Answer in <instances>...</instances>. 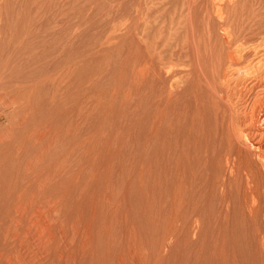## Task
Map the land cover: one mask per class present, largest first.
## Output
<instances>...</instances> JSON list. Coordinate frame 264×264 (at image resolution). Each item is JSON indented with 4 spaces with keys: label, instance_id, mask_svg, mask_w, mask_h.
I'll use <instances>...</instances> for the list:
<instances>
[{
    "label": "rangeland",
    "instance_id": "1",
    "mask_svg": "<svg viewBox=\"0 0 264 264\" xmlns=\"http://www.w3.org/2000/svg\"><path fill=\"white\" fill-rule=\"evenodd\" d=\"M189 23L220 83L223 33L261 42L264 0H0V264L35 259L13 211L48 203L93 235L80 264L141 247L149 264H264V176L249 156L226 170Z\"/></svg>",
    "mask_w": 264,
    "mask_h": 264
},
{
    "label": "bare ground",
    "instance_id": "2",
    "mask_svg": "<svg viewBox=\"0 0 264 264\" xmlns=\"http://www.w3.org/2000/svg\"><path fill=\"white\" fill-rule=\"evenodd\" d=\"M188 25L189 35L185 40V46L194 62L195 78L207 88L216 103L214 119L216 125L220 127L223 139L228 145L236 148L234 154H228L226 157L227 172L239 174L242 165L245 163L243 158L249 156L257 164L256 167L261 172L260 174L264 176V125L263 127L257 125L261 119L259 113L264 109V39L248 48L244 47L243 42L233 43L230 46L232 39L228 38V32H224L223 34L228 36L227 39H224L228 52L221 69L222 81L216 83L213 80L212 64L217 59L209 53L207 61L210 66L204 63L192 35L193 26L191 23ZM221 107H223V112L227 114L226 120ZM247 169L249 168L247 167ZM247 169H245V173L248 175ZM250 176L251 174H249ZM50 208L51 204L49 203L42 206L41 209L36 206L32 207V214L28 216L26 208L22 206L14 208L15 221L24 220V224L20 222L22 225H19L21 233L31 238L32 244L35 246V259L24 258L25 264H48L49 259L53 257L57 259V262L63 264H80L79 257L82 258L81 256L92 255L93 253L91 250L95 245L93 235L87 230H82L79 225H74L73 228L66 225L67 232H65L61 221L53 219ZM67 237H69L70 244ZM11 238L13 241L20 239L19 236H12ZM44 246L48 249H45ZM135 254L131 253L129 259L134 264H149L146 261L147 254L143 247L140 248L138 256ZM22 263L24 264V261L20 259L19 264ZM155 264H159V262L156 261Z\"/></svg>",
    "mask_w": 264,
    "mask_h": 264
}]
</instances>
